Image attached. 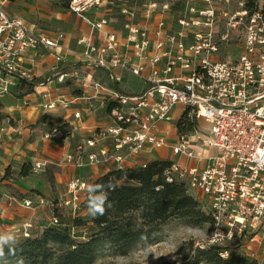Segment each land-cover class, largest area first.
I'll list each match as a JSON object with an SVG mask.
<instances>
[{"label":"built area","instance_id":"built-area-1","mask_svg":"<svg viewBox=\"0 0 264 264\" xmlns=\"http://www.w3.org/2000/svg\"><path fill=\"white\" fill-rule=\"evenodd\" d=\"M100 1L103 0H70L68 10L98 31L108 20L91 21L84 14ZM185 1L209 6L186 7L190 15L176 18L178 27L174 31L166 28L163 18L154 25L143 22L150 21L157 10L169 11L167 4L146 6L142 18L137 20L133 11L123 9L127 15L121 36L109 31L99 44L93 40V33L79 40L83 57L106 70L113 86L120 80L112 73L118 68L141 78L145 87L137 94L126 95L99 81H91L93 88L110 92L111 124L78 142L69 161L81 167L112 160L116 168H124L145 149L168 146L178 159L165 171L166 179L181 180L189 190L205 197L211 230L202 247L234 237L250 241L261 238L264 242L263 12L241 8L230 13L223 7L218 9L217 16V9L211 5L220 0ZM4 3L0 0L1 91L7 90L11 77L30 78L31 70L23 63L29 50L42 46L56 52L66 37L63 32L54 37L36 34L25 19L8 14ZM220 18L228 20L225 24L229 28L244 24L236 58L214 57L218 42L228 36L227 32L219 34L213 29V22ZM121 47L125 48L123 52ZM56 60H61L58 53ZM88 83L81 81L82 86ZM45 107L50 108L51 104ZM182 115L192 124L190 132L175 127ZM160 123L173 125L176 135L173 142L168 138L170 129L157 133ZM204 124L208 125V132ZM107 139L108 146L104 144L98 151H90L99 140ZM179 158L194 163L187 165ZM41 168L39 162L32 167L35 173ZM89 186L78 178L71 179L67 183L71 196L60 204H72L74 209L79 201L78 191ZM24 204L32 203L24 200ZM222 250L227 254L226 248Z\"/></svg>","mask_w":264,"mask_h":264},{"label":"crops","instance_id":"crops-1","mask_svg":"<svg viewBox=\"0 0 264 264\" xmlns=\"http://www.w3.org/2000/svg\"><path fill=\"white\" fill-rule=\"evenodd\" d=\"M4 1L6 12L21 16L25 19L29 29L36 34L54 37L57 32H63L66 36L60 43L61 48L56 52L38 46L25 54L24 65L31 70L30 76L39 81L31 91L26 92L25 88L19 87L18 78L15 77L10 78L12 84L6 91L0 90V223L13 228L18 222H24L27 225L32 221L33 226L39 228L40 231L42 224L50 220L37 222V210L31 206H25L24 200H29L31 203L34 201V204L38 201L39 204H43L44 200L47 203L48 195L52 196V201L69 199L67 183L71 179L87 174L89 175L87 178H90L89 183H91L111 168H116L112 160L103 163L102 166L105 168L102 171L96 166L85 168L69 161V156L73 154V145L77 141L75 136L88 137L93 130L111 124L108 107L112 106L110 103L113 99L110 97L109 90L83 87L81 81L86 80L88 84L91 81H99L126 95L139 93L145 87V83L139 77L140 83L133 82L132 76L134 75L116 68L112 73L120 80L113 86L108 80L109 74L106 70L95 67L83 57V47L78 43L82 37H88L93 33V40L99 44L103 42L105 34L109 31L115 32L118 36L122 35L116 32L115 25H111L110 19H107L108 23L96 31L92 30L84 19L81 21L76 18L74 13L70 11L60 13L55 10L52 3L47 2L46 4L43 0ZM218 2L223 5L227 4L226 1L220 0L212 3V6L217 7L215 4L217 5ZM170 14V10L162 12L157 10L151 16L150 21L143 20V22L154 25L156 21L163 18L167 27L170 22L169 18H171ZM102 17L88 18L91 21H98ZM120 50L123 52L125 48L121 47ZM236 51L226 53L220 49L214 57L218 59L236 58L240 50ZM57 53L61 56V60H56ZM127 54H129L128 51ZM1 81L0 79V87ZM49 104H51L50 108L44 107ZM76 104L78 108H74ZM59 112H63L65 119L70 114L80 115L81 112L83 114L82 119H74L73 116L71 120H65L66 127L63 130L58 128L57 130L55 119L59 118L61 114ZM177 112L178 109L175 110V113ZM42 114L53 118L39 122ZM172 126L160 123L156 131L157 133L165 129L174 131ZM175 136V132L174 134L170 132L168 138L171 140L169 141L173 142ZM98 148L99 146H96L93 149ZM169 151L171 153L168 146L159 149H145L127 167L155 159H166ZM176 159H178L177 156H175ZM179 160L187 165L194 163L193 160L188 161L184 158H179ZM37 162L44 163V165L41 171L35 173L32 167ZM24 163L30 164L31 170L27 176H20L19 171ZM49 174L53 177L51 185L47 179ZM200 196V200L204 199L203 194ZM85 199V193L80 191L79 200L83 202ZM66 209L68 210L63 212L67 217L74 214L71 206ZM52 210L54 214L58 212L55 211L56 208L52 207ZM87 214V210L82 213V215Z\"/></svg>","mask_w":264,"mask_h":264},{"label":"trees","instance_id":"trees-1","mask_svg":"<svg viewBox=\"0 0 264 264\" xmlns=\"http://www.w3.org/2000/svg\"><path fill=\"white\" fill-rule=\"evenodd\" d=\"M69 1L53 0V3L66 10ZM244 1L249 11L257 10L256 0ZM261 10L264 13V8ZM17 78L19 87L25 88L26 92L39 82L31 76ZM48 118L53 117L42 114L39 122ZM65 127L66 124L56 126L59 130ZM175 127L178 131L190 132L192 124L182 115ZM171 163L169 159H155L132 167L111 168L90 183V186L105 185L111 180L115 185L114 190L105 185L91 193L97 196L108 192L107 200L111 206L105 205L103 216L87 214L84 218L73 214L64 219L57 215V220L43 223L37 233L6 240L0 264H94L108 248L120 255L127 254L139 240L156 236L162 225L172 218L186 219L195 226L210 222V214L189 192L185 182L166 179L165 171ZM30 170V164L24 163L19 175L27 176ZM47 179L51 185L52 175L49 174ZM88 197L89 191L78 206L82 204L87 210ZM79 228H85L86 232L79 234ZM222 249L219 245L194 247L190 242L186 250L179 249L182 258L179 264H260L236 252L223 257Z\"/></svg>","mask_w":264,"mask_h":264},{"label":"rangeland","instance_id":"rangeland-1","mask_svg":"<svg viewBox=\"0 0 264 264\" xmlns=\"http://www.w3.org/2000/svg\"><path fill=\"white\" fill-rule=\"evenodd\" d=\"M46 4L47 2L52 3V5L55 6V10H58L60 13H65L68 10L60 9L56 4L53 3V0H43ZM156 3L157 6H161L163 4H167L168 7L170 8L171 12V18H169V23L167 25V29L170 31H174L177 29L178 25L176 23V18L179 16H189L190 13L186 9V7H194V8H200L204 9L205 7H208V4H203V3H195V2H186L185 0H103L100 1L99 5H93L90 7L88 10L85 12L86 18L88 17H105V19H110L111 20V25H115L116 32L122 33V24L125 19V16L127 15L124 13L122 10L125 9L126 11H133L135 13V19H141V12L146 9V6ZM256 3L258 5V8L256 11H262L261 9L264 8V0H256ZM213 5V4H212ZM211 5V6H212ZM246 3L244 0H229L227 4L223 5L221 3L215 4L214 7L217 10V16L218 14V9L223 6L227 10L230 11V13L235 12L236 10H241V8H246L245 7ZM95 6V7H94ZM93 8V9H92ZM186 9V10H185ZM247 9V8H246ZM71 12V11H70ZM263 12V11H262ZM73 13V12H71ZM76 15V18L79 20L83 21V18H81L79 15L74 13ZM139 15V16H138ZM19 16V15H17ZM88 16V17H87ZM264 16V13H263ZM21 17V16H19ZM102 17V18H103ZM22 18V17H21ZM23 19V18H22ZM89 19V18H88ZM204 20V19H202ZM228 20L225 18H220L217 19L216 21L213 22L212 26L213 29H217V32L219 34L227 32L228 36L225 41L218 42V51L220 52V49L224 50V52H234L235 50H240L242 40H243V35H244V24L237 25L235 28H229L225 23H227ZM26 23V22H25ZM27 25V24H26ZM88 25H90L88 23ZM87 25V26H88ZM64 30V29H63ZM236 51V52H237ZM235 53V52H234ZM233 58V57H232ZM62 81V80H61ZM132 81L140 83L138 77L132 76ZM12 84V81H10ZM142 83V82H141ZM143 84V83H142ZM85 87V86H83ZM86 87H93L92 84H87ZM93 102V101H92ZM94 103V102H93ZM77 104L75 105L74 108L76 107ZM94 106V104H93ZM45 107V105H44ZM91 108V107H88ZM61 113L58 119H55L56 121V126L57 125H62L65 124V120H71L72 117L74 116V119H82V112L81 114L76 117V114H70L69 117L65 119V115L63 112ZM201 124H203L201 122ZM205 125V130L207 132L209 131L208 125ZM109 126V125H107ZM105 126V127H107ZM55 127V126H53ZM52 127V128H53ZM104 128V127H102ZM102 128H97L93 130L89 136H75V140L77 141L73 145V154L74 149L76 144L79 142H83L86 138L93 137L98 130ZM57 129V128H56ZM58 130V129H57ZM171 133L174 134V131L171 130ZM80 139V140H79ZM169 140H171L169 138ZM108 142H110L109 139L107 140H99L96 144V146H99L97 150H94L93 148L96 147L94 146L93 148L90 149V151H98L101 146L109 145ZM211 152V151H210ZM206 154L208 152H205ZM166 159L169 160H175V156L170 153V151L167 153ZM109 161V160H107ZM107 161H101L98 163L94 164H85L82 167H90V166H96L97 168H101L100 171H102L105 167H103V163ZM44 165V163H41ZM42 169V168H41ZM41 169L39 171H41ZM37 171V172H39ZM52 171V170H51ZM38 175V174H37ZM89 175L83 174V177H78V179L83 180L87 183H89L90 178H87ZM90 185V183H89ZM80 191L84 192L85 195L87 196L88 189L85 190H79L78 191V199L80 196ZM68 192V191H67ZM189 192L194 195L201 203L202 207L204 210H206V205L201 198V194L197 191L194 190H189ZM69 193V192H68ZM71 196V194H70ZM47 203H45V200L42 202L43 204H39L38 201L34 204V201L32 204L29 206L35 208L37 210L36 214V220L38 221H43L49 219L50 221H55V217L57 215H61L64 219L67 217L66 214L63 212L67 207L71 206V210L75 211L74 215H79L86 218L87 215H82V213L85 212L84 206L82 204L78 206L77 201L74 204V209L72 204H67V205H62L60 204L61 201L58 199L55 201H52V196L48 195L47 197ZM205 199V197H204ZM66 199H63L65 201ZM31 202V201H30ZM81 202V201H80ZM24 204V202H23ZM25 205V204H24ZM26 206V205H25ZM28 207V206H27ZM53 208H56L55 211H58L56 214H54V211L52 210ZM207 211V210H206ZM19 219H22L21 217H18ZM34 221V219H33ZM34 223L31 221L27 223V225L23 223H19L16 225V227L10 228L4 226L2 223H0V235H3L11 240L15 239L16 236H22L27 235L28 233H37L39 228H35L33 226ZM210 222L203 223L200 226H195L191 222L187 221L186 219H179V218H172L168 220L165 224L162 225L160 231L156 234V236H152L147 239H142L139 240L125 255H120L115 253L112 249H105L104 252H102L97 259L95 260L94 264H163V263H168V264H179L181 258V254L178 252L181 247L187 249L188 245L190 242L193 243L194 247H202L205 245L206 241L209 238L210 235ZM79 234L82 232H86L85 228H79ZM259 241H250L249 238H239V237H234L233 239H230L228 241L220 242L219 245L223 249H227V254L224 253L223 250H221V255L223 257L230 256V252H236L240 253L243 255H246V257H250L254 260H256L260 264H264V242H262V239L259 238ZM205 247V246H204Z\"/></svg>","mask_w":264,"mask_h":264},{"label":"clouds","instance_id":"clouds-1","mask_svg":"<svg viewBox=\"0 0 264 264\" xmlns=\"http://www.w3.org/2000/svg\"><path fill=\"white\" fill-rule=\"evenodd\" d=\"M105 185L109 190L115 189V185L111 180L107 181ZM105 185L89 186L87 211L88 214L93 217L103 216L106 211L105 205L107 204L109 207L111 206L107 200L108 192H105L103 195H97V196L91 195V193L96 192L98 189L104 187ZM7 239H8L7 237L0 235V256L4 255L3 244L6 242ZM10 251H12V249H10Z\"/></svg>","mask_w":264,"mask_h":264}]
</instances>
